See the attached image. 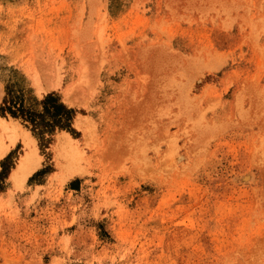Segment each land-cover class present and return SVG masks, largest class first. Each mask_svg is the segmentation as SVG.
Here are the masks:
<instances>
[{
    "label": "rangeland",
    "instance_id": "rangeland-1",
    "mask_svg": "<svg viewBox=\"0 0 264 264\" xmlns=\"http://www.w3.org/2000/svg\"><path fill=\"white\" fill-rule=\"evenodd\" d=\"M0 115V264H264V0H0Z\"/></svg>",
    "mask_w": 264,
    "mask_h": 264
},
{
    "label": "trees",
    "instance_id": "trees-1",
    "mask_svg": "<svg viewBox=\"0 0 264 264\" xmlns=\"http://www.w3.org/2000/svg\"><path fill=\"white\" fill-rule=\"evenodd\" d=\"M43 112H38L33 108H26L24 104H20L19 112L27 117L34 123L40 120L46 128L55 130V127L73 131L72 119L76 114L74 108H69L64 104L55 92H50L42 99ZM11 112L17 116L16 112L12 109ZM75 131V130H74Z\"/></svg>",
    "mask_w": 264,
    "mask_h": 264
},
{
    "label": "bare ground",
    "instance_id": "bare-ground-1",
    "mask_svg": "<svg viewBox=\"0 0 264 264\" xmlns=\"http://www.w3.org/2000/svg\"><path fill=\"white\" fill-rule=\"evenodd\" d=\"M85 119L79 118L77 121L78 126L84 130H86L88 127L87 121ZM20 130L21 129L15 123V121L9 124L6 120L0 118V159L4 157V155L9 150L10 146L15 144L17 137L20 133ZM3 133L8 135L10 144H6L2 140ZM67 143H68V140H67ZM35 158H36L35 151L34 149H32L31 152H29L20 162L19 166L17 167V169L15 170L13 174V178L14 179H20V178L25 179L35 169V166L37 164V162L35 161Z\"/></svg>",
    "mask_w": 264,
    "mask_h": 264
},
{
    "label": "crops",
    "instance_id": "crops-1",
    "mask_svg": "<svg viewBox=\"0 0 264 264\" xmlns=\"http://www.w3.org/2000/svg\"><path fill=\"white\" fill-rule=\"evenodd\" d=\"M1 116V115H0ZM2 117V116H1ZM3 118H5L6 120H10V119H8V118H6V117H3ZM3 118H1V119H3ZM77 118V117H76ZM76 118H75V120H76ZM12 119H14L15 120V123L19 126V128H20V126L22 127V125L21 124H19V122L15 119V118H13L12 117ZM23 128V127H22ZM24 129V128H23ZM27 132H28V130H26ZM30 133V132H29ZM30 136L31 137H33V135L30 133ZM34 138V137H33ZM20 139H18L17 140V142L19 141ZM17 142H16V144H17ZM16 144L15 145H13L9 150H8V152H7V154L16 146ZM6 154V155H7ZM3 159V158H2ZM1 159V160H2ZM2 168V166H1V162H0V169ZM33 175V173L30 175V176H32Z\"/></svg>",
    "mask_w": 264,
    "mask_h": 264
}]
</instances>
